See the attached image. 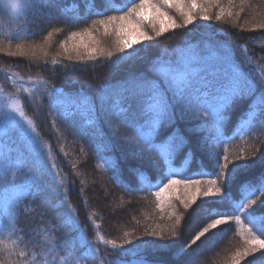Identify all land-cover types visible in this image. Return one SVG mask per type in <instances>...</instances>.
Instances as JSON below:
<instances>
[{
	"label": "trees",
	"instance_id": "obj_1",
	"mask_svg": "<svg viewBox=\"0 0 264 264\" xmlns=\"http://www.w3.org/2000/svg\"><path fill=\"white\" fill-rule=\"evenodd\" d=\"M20 1L18 16L0 7V84L15 92L6 85V77L13 74L23 79L25 90L16 94L34 131L31 137L22 127L10 124L0 131V264H41L49 256H54L55 264H152L155 258L149 255L157 252L154 249L169 250L177 244L175 240L184 243L203 226L198 219L194 230L189 227L203 210L206 222L218 218L217 213L231 216V230L221 226L188 250L196 253L217 243L214 251L216 257L219 251L220 258L211 264H224L226 257L231 259L229 254L225 257L227 253L245 246L241 225L231 213L241 215L255 232L264 235L261 201L257 211H242L244 193L238 184L227 181L223 197L212 198L221 199L219 208L202 204L187 210L190 214L181 238L160 242L146 234L159 232L169 239L174 217L186 212L179 199L184 195L182 186L165 194L160 207L153 195L173 178L171 170H176L177 179L206 182L219 173L216 154L223 164L224 156L231 162L238 153L247 156L255 151L256 160L233 169L246 170V176L252 173L251 166L264 163V28L260 27L264 19L259 25H247L250 15H264V0H225L252 4L241 8L239 3L233 4L237 8L233 14L216 20L214 26L192 32L175 29L158 38L153 34L146 47H137L133 59L116 61L112 38L103 47L97 46L114 52L111 62L98 54L96 59L79 60L74 53L61 50L58 43L54 49L48 47L46 55L25 53L24 47L44 45L52 33H56L52 38L60 35L67 40L71 32L85 29H98L96 39L101 42V27L91 30L98 25L95 21L121 14L109 8L126 11L138 0ZM215 28L222 34L214 35ZM225 53L252 83L253 93L219 116L209 115L202 107L185 111L177 106L176 126L185 135L195 127L204 142L197 154L184 148L165 160L158 150L145 151L138 129L148 130L143 114L148 105L134 104L122 91L133 87L125 83L129 77L142 74L171 97L165 77L177 74L182 81L187 76L210 104L199 82L222 73ZM160 140L157 135L155 142ZM133 168L137 170L133 172ZM157 261L171 264L164 257Z\"/></svg>",
	"mask_w": 264,
	"mask_h": 264
},
{
	"label": "snow or ice",
	"instance_id": "obj_2",
	"mask_svg": "<svg viewBox=\"0 0 264 264\" xmlns=\"http://www.w3.org/2000/svg\"><path fill=\"white\" fill-rule=\"evenodd\" d=\"M213 3L214 0H138V2H133L132 6L128 7L126 11L122 8H109L111 11H119L121 14L105 15L103 19H99L95 23L102 26L105 33L111 31L115 35L116 61H120L124 57L133 59L134 54L138 52L136 46L140 45L143 47L145 41L152 40V36L149 35L147 29H150L156 37H161L163 34L175 29L186 28L188 25L194 24L198 15L200 20L208 21L211 19L209 12ZM11 7L13 12H16L21 5L17 0V2L12 3ZM28 7H32V5L29 4ZM166 8L175 9L182 17L183 23L178 24ZM229 15L232 14L229 13ZM220 18V15L217 14L216 20ZM260 27L264 28V24L260 25ZM90 35L91 33L88 29H85L83 33L73 31L68 39L73 41L74 38ZM62 47L66 54L74 53L79 60L96 59L98 54L99 57L106 56L111 62L114 56L113 51L105 52L103 48H97L93 44L85 43L83 39L74 42L70 48L64 45ZM19 54L23 55V53ZM33 54L35 55V52ZM10 55H17V53H11ZM68 58L72 59V56L69 55ZM223 64L224 70L218 76H214L213 80H201L199 82L200 89L206 91L207 97L211 99L210 104L206 98H201L200 90L196 88V85L187 76L182 81H178L175 75L165 77L168 79V91L171 92V97L166 94V91L160 90L156 82L145 80L142 74L129 77V80L125 83L133 85V87L123 88L122 91L131 97L134 104L148 105V110L143 113L147 116L146 128L148 130L138 129V135L142 138L145 151L158 150L165 160L173 152L184 148H187L193 155L197 154L201 147L204 146V142L196 135L197 129L195 127L187 129V135L182 134L181 129L176 126L179 119L176 110L177 106H180L185 111L194 107H202L209 115L219 116L222 110H227L237 100L253 93L252 83L233 64L231 57L227 53L223 56ZM261 76L264 78V71H261ZM209 89L211 91H208ZM53 91L55 92L56 90L54 89ZM261 100L264 101V95L261 96ZM161 129H163V132H161ZM157 135L161 136L159 143L155 142ZM223 159L225 162L220 164L218 154H216L215 162L219 166V173L215 179H209L205 182L198 179L168 178L167 182L163 183V186L153 193L157 206H162L166 198L165 194H169L174 186H182L184 195L179 197V199L186 212L183 217L180 214L174 217L169 239H165L164 235L159 232H148L146 234L158 237L157 241L160 242L181 238L184 225L190 214L187 210L191 208V211H193L202 204H207L209 208H219L220 205L217 204L216 199L210 198L223 197L226 181L238 184L244 193L242 211H257L256 206L261 197L264 196V170L255 174L249 173L247 176L244 175L246 171L244 169L233 172L237 164H247L256 160V152L251 151L247 156L242 152L238 153L231 162L228 161L227 156H224ZM5 166L7 167L8 165ZM136 170L133 168V172ZM212 173H216L215 168ZM252 197H255V199ZM198 199L199 202H197ZM193 205L195 207H192ZM259 211L264 212V209H259ZM231 215L235 216L236 224L241 225V235L245 243L242 250H238L231 257L232 264H260V262H264V235L255 232L247 222L242 220L241 215H235V213H231ZM217 216L218 218L211 219L210 222L201 220L203 226L199 227L194 235L184 241L182 248L177 253V259L172 261L171 264H186V261L181 259L183 253L191 249L192 245L196 244L197 241H201V238L206 239L212 235L213 230L219 231L221 226L231 230L232 226L229 223L231 216L219 213H217ZM182 220L184 224H182ZM128 243L131 244L132 242L129 241ZM250 257L252 258L251 261L249 260Z\"/></svg>",
	"mask_w": 264,
	"mask_h": 264
},
{
	"label": "rangeland",
	"instance_id": "obj_3",
	"mask_svg": "<svg viewBox=\"0 0 264 264\" xmlns=\"http://www.w3.org/2000/svg\"><path fill=\"white\" fill-rule=\"evenodd\" d=\"M13 2H17V0H0V7L3 8L5 10V12H7L8 14L13 15V16H18V14L21 10V7L16 12H13L12 7H11ZM18 2L21 5L22 1L18 0ZM238 3L239 2L229 3L225 0H214V3L210 6V12H209L211 14H214V16H211V14H209L211 17L210 20H208V21L200 20L199 15H198L197 21L194 22V24L188 25L186 28H178V29H185L187 32H192L194 29H197V28L199 30L200 28H202L201 26L213 25L214 22L216 21V15L217 14H219L220 17H225L227 15L230 16L229 13L233 14V11L237 9V8H234L233 4H238ZM239 4H240V8H241L244 6H251L252 2L242 1ZM166 10L169 12L170 15H172L176 19L178 24L183 23L182 17H180L179 13L175 9H167L166 8ZM263 17H264V15L263 16L262 15L257 16L256 14L250 15L249 19L252 18V20L247 21L248 27H252V26L256 25L259 21H261V18H262V20L264 19ZM220 20H221V18L219 19V21ZM200 21H202V22L200 23ZM253 21H255V22H253ZM230 22H232V21H230ZM252 24H254V25H252ZM259 24L260 23H258L257 25H259ZM97 26L101 27V29L103 31V33L100 32V34H99L101 42H98V40L96 39V37H97L96 33H98V29H96L95 31H89L91 33L90 36L77 37V38H74L73 41H69L68 37L66 40V39L62 38L60 35H57V37H58L57 39L59 41L58 42L57 39H55L56 37L52 38L53 34H56V33H52L50 41L47 40L44 45L41 44V45H35V46L31 45V46L24 47L26 49L25 53H28V54H32L33 52L46 53L48 47L50 49H52L54 46H57L56 43H58L61 50L64 51V48L62 47V45L70 48L74 42H78L80 39H83L85 43L93 44L95 47H97V46L103 47V45H105L112 38L116 42L115 35H113L111 31L108 32L109 34L105 33L103 27L100 25L93 26L91 28V30H93ZM147 31L149 34L152 33L151 36H153L154 33L151 32L150 29H147ZM83 32L84 31H81L79 33H83ZM213 32H214L213 34L214 35L216 34V36L220 33L222 34V32L217 30L216 28H215V30H213ZM238 32L236 31V34ZM100 39H99V41H100ZM147 44H148V41H145L144 46L146 47ZM138 46L139 45H137L136 47H138ZM175 76H178V75L175 74ZM6 80L8 82V83H6V85H10L11 87H13L16 90H15V92H13L10 89L5 88L0 84V116H1V118H0V131L2 130V128H4V126H6V124H10L12 126L22 127V129L25 130L27 132V134H29L31 137H33V131H34L33 123L24 114L21 101L19 99V96L16 94L17 91L20 92L22 90H25V83L21 77H16L13 74L8 76V78L6 77ZM236 107H238V110L242 109L241 104H238ZM207 148H209V146H207ZM205 154H206V152H205ZM261 165H263V166H261ZM251 167H253L251 169L252 173L255 174V173H258L259 171L264 169V163L262 161V162H259L255 165L251 166ZM176 173L177 172L174 169V170H171L169 174L171 175V177H175ZM179 190H180V192H183V190H181V189H179ZM210 199H212V198H210ZM220 201H221V199H219V200L216 199L217 204L221 203ZM260 201H261L260 205L264 206V200L261 199ZM204 211L205 210H203L202 213H200L198 215V217L194 219V222H191V223H194L193 225L190 224V226H189L190 228H192V230H194V225L197 224L198 219H200V220L203 219L204 221L208 220V216L206 217ZM175 243H177V244L170 245L169 250L165 249V248H161V247L154 249V251H157V252L154 254H150L149 256L155 258V262H153L154 260H151V259H149L147 261H152L153 262L152 264H163L164 262L157 261L159 259V257H164L166 259H169L171 262L176 260L177 259V253H179V251H180L179 247H181V245H182L181 243H183V242H180V244H179V242L177 240H175ZM212 243L213 242L209 243L207 246H204L202 249H200L199 252H196V253L193 252V253L189 254V251L187 250L186 254L182 255L181 259L186 261V264H211L212 262H215V260L217 261L220 258L219 251H217V253L219 255L218 257H216V251H214V249H216L217 243H215V244H212ZM213 252H215V253H213ZM162 254H163V256H162ZM228 254H229V256L232 257L235 253H232L230 255V252H229V253H227V255H225V257L228 256ZM257 255H259V254H257ZM226 258H228V259L224 262V264H230L232 262V260L229 257H226ZM249 260L251 261L252 258L250 257ZM55 263H56V261H55L54 256H49V261L43 260L41 262V264H55Z\"/></svg>",
	"mask_w": 264,
	"mask_h": 264
}]
</instances>
